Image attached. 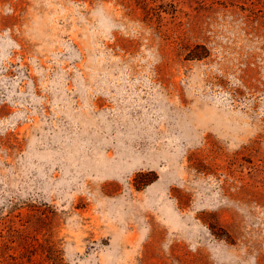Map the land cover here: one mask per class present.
<instances>
[{
  "label": "rangeland",
  "instance_id": "obj_1",
  "mask_svg": "<svg viewBox=\"0 0 264 264\" xmlns=\"http://www.w3.org/2000/svg\"><path fill=\"white\" fill-rule=\"evenodd\" d=\"M0 264H264V0H0Z\"/></svg>",
  "mask_w": 264,
  "mask_h": 264
},
{
  "label": "trees",
  "instance_id": "obj_2",
  "mask_svg": "<svg viewBox=\"0 0 264 264\" xmlns=\"http://www.w3.org/2000/svg\"><path fill=\"white\" fill-rule=\"evenodd\" d=\"M197 57L199 58L200 56L198 55Z\"/></svg>",
  "mask_w": 264,
  "mask_h": 264
}]
</instances>
